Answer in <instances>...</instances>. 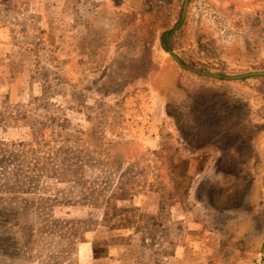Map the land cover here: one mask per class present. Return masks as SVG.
<instances>
[{
	"label": "rangeland",
	"instance_id": "obj_1",
	"mask_svg": "<svg viewBox=\"0 0 264 264\" xmlns=\"http://www.w3.org/2000/svg\"><path fill=\"white\" fill-rule=\"evenodd\" d=\"M160 1L165 2L163 7ZM185 3L128 0L132 9L119 12L123 17H118L117 34V23L104 24L103 15L108 10L101 2L96 7L92 3L85 11L90 15L76 16L67 5L60 10L53 8L50 0H0V124L13 125L9 139L15 147L28 139V131L17 127L30 123L33 117L32 122L40 123L41 119L35 121L37 112L47 110L57 125L84 128L90 136L103 130L109 142L117 137L140 138L153 152L152 159L137 164H116L103 170L93 164L87 168L88 180L110 178L105 179L103 197L108 208L116 210L111 213L113 220L104 210H93L90 219L101 221L99 227L91 232L77 231V262L66 254L70 235L76 232V219L61 212L48 227L41 228L35 196L1 193L0 264H131L125 256L127 248L133 247L134 253L140 229L145 230L146 220L155 218L164 224L165 219L171 220L167 230L174 233L172 258L162 264H264V239L252 241L243 251L199 260L201 252L215 245L214 229L226 227L238 218V212L200 208L195 217L183 202L157 193L159 186H177V178L167 176L157 159L164 142H172L173 153L179 154L181 161L185 157L182 165L191 168V173L212 175L219 169L220 151L190 155L176 128L173 114L184 100L181 84L186 88L217 86L195 71L224 78L264 73V21L257 23L256 30L255 25H246V16L264 12V0H190L183 18ZM97 7L105 11L98 13ZM54 12L63 15L53 17ZM158 15L163 19L159 21ZM181 17L185 25L177 32L179 44L170 55L163 50L161 34L172 30ZM184 61L191 66L188 71L183 69ZM94 80L101 81L106 90L92 88ZM218 81L250 103L260 121L261 157L251 166V174L260 177L264 173V79ZM74 96L81 97L85 105H76ZM121 115L122 123L117 127ZM19 116L22 118L17 122ZM84 139L81 144L89 142L86 136ZM95 150L106 162L111 151L96 145ZM169 172L183 177L186 170L170 168ZM259 188L253 191L258 194ZM168 214L171 218L161 217Z\"/></svg>",
	"mask_w": 264,
	"mask_h": 264
},
{
	"label": "trees",
	"instance_id": "obj_2",
	"mask_svg": "<svg viewBox=\"0 0 264 264\" xmlns=\"http://www.w3.org/2000/svg\"><path fill=\"white\" fill-rule=\"evenodd\" d=\"M158 3L160 7L165 5L163 1ZM155 18L157 17L153 19ZM246 18V25L251 23L250 26L255 25L256 30L257 23L261 19L264 21V12H259L256 16L248 15ZM161 19L163 18L158 15V20ZM154 21H150V24ZM184 25L185 20L181 17L172 30L161 34V44L166 53L174 55L179 44L177 32ZM183 65L186 67L183 68L184 71L191 67L186 62ZM201 79L217 82V86L186 88L181 84L179 91L184 100H181L173 115L185 147L192 152L189 154H207L210 150H218L221 152L219 169L212 175L191 173V168L182 165L185 157L181 161V156L173 153L171 141L164 142L166 145L157 153L158 162L163 164L167 176L177 178L176 187L159 186L161 188L157 190L158 194L166 193L169 199L183 202L195 217L200 208L234 209L238 212V218L226 227L214 229L217 235L215 245L211 250L201 252L199 260L223 257L236 250L243 251L252 241L264 239V173L260 177L251 174V166L261 157L260 121L250 103L237 96L228 85H220L218 80ZM100 84L101 81L94 80L92 88L95 86L99 91L106 90ZM92 88L88 87L90 90ZM72 100L78 106L85 105L81 97L74 96ZM106 112L104 110L103 114ZM36 115L35 121L41 119L40 123L32 122L33 117L29 120L30 123L17 127L28 131L27 141L19 143L17 147L9 139L13 125L0 124V194L35 196L37 223L41 228L48 227L51 220L61 216V212L76 219V232L70 235L71 245L68 244L66 254L71 258L74 256L73 260L77 262V231L91 232L99 227L97 225L101 221L90 219L94 215L93 210H104V215H111L112 220L115 216L111 213L116 210L108 208V200L103 197V187L107 183L105 179L110 178L88 180L87 168L94 166L93 164L102 166V170L116 164H137L138 161L152 159L150 155L153 152L148 148L149 143L140 138L127 140L117 137L109 142L108 134L103 130H96V134L90 136L88 132L85 133L84 128L72 127L68 123L57 125L47 110L39 111ZM122 117L118 116L117 127L122 123ZM21 118L22 116L17 117V122ZM85 136L89 142L81 144L80 141L85 140ZM173 141L178 142L174 138ZM93 144L99 149L106 147L111 151L105 156L106 162L111 165L106 166V162L95 155ZM188 161L193 163L190 158ZM170 168L186 172L181 177L174 172L170 173ZM50 187L53 190L46 191ZM255 187H260L258 194L253 191ZM161 214L156 212L158 216ZM161 217L171 218L169 214ZM200 220L202 222V218ZM166 222L167 224L162 223L160 218L146 220L144 225L148 226L145 230L140 229L141 235L134 253L133 247L126 250L128 254L125 253V256L131 264H162L164 259L170 262L173 255L170 253V243L174 241V233L168 231L171 229V220L165 219Z\"/></svg>",
	"mask_w": 264,
	"mask_h": 264
},
{
	"label": "crops",
	"instance_id": "obj_3",
	"mask_svg": "<svg viewBox=\"0 0 264 264\" xmlns=\"http://www.w3.org/2000/svg\"><path fill=\"white\" fill-rule=\"evenodd\" d=\"M52 7L56 8L55 9H62L67 5V8L71 9V12L76 15V16H81V15H90L89 13H85V11H89L91 4L93 3L94 7H96V4L101 2L102 6L108 10V14L106 13L105 9V15H103V20H105L104 24L106 25L107 23H112L113 25L117 23V34L120 32V29H118V26L120 23L118 22L119 19L118 17H123L120 11L127 10V9H132L129 4L128 0H122L121 3H119L118 0H50ZM64 3L62 6H59V4ZM61 7V8H60ZM99 9L98 13L102 12L103 10L100 8H96V10ZM93 11V10H92ZM184 14V12H183ZM62 13L59 12H54L53 17H59L62 16ZM114 17H117V21L114 19ZM121 21V20H120ZM212 247V246H211ZM212 248H208L206 250L209 251ZM191 264H202V261H193Z\"/></svg>",
	"mask_w": 264,
	"mask_h": 264
},
{
	"label": "water",
	"instance_id": "obj_4",
	"mask_svg": "<svg viewBox=\"0 0 264 264\" xmlns=\"http://www.w3.org/2000/svg\"><path fill=\"white\" fill-rule=\"evenodd\" d=\"M189 3H190V0H186L183 18L185 17V15L187 13ZM177 61L179 62V64H181V61L179 59H177ZM195 73L198 74V75H200V76L207 77V78H211V79L228 80V81H240V80H247V81H249L251 78H258V77L259 78H264V73L250 74V75H245V76H242V77H235V78H224V77H222L220 75L207 74V73H202V72H198V71H195Z\"/></svg>",
	"mask_w": 264,
	"mask_h": 264
}]
</instances>
